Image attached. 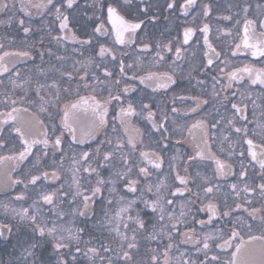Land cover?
I'll use <instances>...</instances> for the list:
<instances>
[{
	"label": "flooded vegetation",
	"instance_id": "flooded-vegetation-1",
	"mask_svg": "<svg viewBox=\"0 0 264 264\" xmlns=\"http://www.w3.org/2000/svg\"><path fill=\"white\" fill-rule=\"evenodd\" d=\"M168 2H172V0H144V2L131 0L130 5L124 4V0H76V5L72 9L65 7L63 11L69 16L70 27L77 36L82 39L86 38V34H90L101 22L96 17L103 19L107 30L104 35L94 37L90 46L81 45L72 39L64 40L60 44L51 40L47 34L49 29H51L52 35H64V33H59L52 5L39 11L33 8L31 16H27L24 12L19 11L20 0H8L9 8L0 10V19L6 20L15 14L18 19L25 21V26L30 25L33 29V32L25 36L17 20H13L11 25L0 24V45H3L0 48V56L6 52L11 54L18 51H31L29 57L19 59L12 56L5 57L3 63L7 66L8 71L0 72V112L10 111L13 107L21 112L28 109V112L24 113L26 120H31L34 123L43 121L44 127L37 124L34 129L37 137L41 139L43 138L41 134L44 131H47L49 137H52L53 125L56 126L57 135L63 130L61 147L59 149L50 148L46 157L41 151L43 145L38 144L33 147L32 153L23 161L15 159L0 161V173H2L0 177H9V183L0 182L2 185L0 186V222L13 224V233L8 240L0 239V262H6L10 255L13 258L17 256L19 254L17 241L23 242L25 236L29 234V229L25 226H19L20 231L17 232L18 226L11 219L10 214L5 211L3 205L7 204L9 208L17 209L30 207L41 192H56L57 190L59 192L55 201L56 209L41 203L42 212L51 220L56 219L57 210L66 213L60 218L59 223L71 228L73 232L77 228L83 229V232L80 233L79 243L82 252L95 247L101 256H111L113 264H122L124 260L121 245H123V250L129 251L131 255L127 264H165V251L168 253L167 264H181L182 260H194L199 264L201 260H204L205 254L197 252V244L185 241L183 234L189 230H194L192 234L199 236L201 240L205 234H211L215 242L210 241L209 261L212 256H217L219 257L218 264H228L231 253L235 251L234 245L240 243V238L247 242L249 235L259 236L262 234L258 217L264 214V198L261 197L257 186L264 183V180L261 179L264 173L261 172L259 164L248 155L246 140L254 141L257 146L254 150L257 151L259 157L258 146L264 143V85L251 84L245 74L243 80L232 81L231 87L226 91L224 86L228 84L226 73L236 68L246 65L256 69L264 67V58L253 57L251 51L244 49L243 46L240 50L235 48L237 43H241L243 37L245 14L241 10L242 6L245 3L250 5L248 18L257 22L254 30L250 28V35H253L254 39L259 38L261 31L259 21L264 19V14L256 6L264 5V0H197V4L190 8L188 13L180 10V5L184 0H175L173 9L167 8ZM13 3L15 7H12ZM55 3H60V0H55ZM109 3L129 21L134 20L135 17L145 20L142 28L137 30V36L133 43L121 45L116 41L111 22L107 20V5ZM203 4H209L211 8L207 17L202 14ZM101 5L103 11H101ZM149 5L148 17L150 18L153 14L157 17L152 22H148V19L140 11ZM85 13L92 19H87ZM228 16H231V19L225 18ZM204 24L209 25V43L220 53L218 57H215L214 64L206 70L202 68L207 59L203 53L208 49L200 31ZM185 27L196 29L187 45L182 44ZM41 37H43L42 44L40 43ZM169 41H171L172 51H162L161 55L164 59L158 60L156 43L167 44ZM33 42H36V46L29 49L28 45ZM142 42H148L152 46L144 51L141 47ZM101 44L112 49L116 56L115 61L108 54L103 58L100 57L99 47ZM177 46H181L183 49L179 59L175 53ZM49 48L52 52L51 55L48 54ZM40 51L45 52L43 58L38 54ZM234 52L235 54H233ZM58 56L64 57V59L58 60ZM89 58L91 63L88 62ZM120 60H123L125 64L126 75L120 72ZM127 65H132V67H127ZM104 67L113 73L112 77L104 76ZM40 69L44 70L43 73ZM54 69H60V71ZM17 72H19V76H17ZM63 72H71L72 75L70 77L62 75ZM85 72H87V76H85ZM148 72H171L176 77V83L169 88H159L154 91L146 84H141L139 79H133L134 76H144ZM93 74L98 79H93ZM116 80L120 81L119 85L115 83ZM198 80L204 81V83L197 84ZM214 83L219 96L213 95ZM125 84H131L134 88L121 97L123 105L117 101L109 103L105 126L94 133V138L86 135L89 123L93 118L91 110L85 114L83 107L72 110L70 105L76 103L81 96H95L103 103L108 99L109 93L112 95L121 93ZM40 85L44 87L39 89L38 95L37 89ZM85 85L88 86L85 87ZM233 93L236 94L235 97H233ZM57 95L59 99H57ZM179 96H199L207 103L202 104L197 112H189L187 109L194 107V102L191 99L183 102L176 99L174 103V97ZM13 100L16 101L15 104L11 103ZM128 101L134 103L137 112H140L141 101L150 104L151 110L156 113L155 122L157 125L162 122L167 128V132H164L163 129L153 128V122L146 118V112L131 117L130 130L125 132L124 126L120 125L119 120L113 118L116 117L121 106H127ZM233 103L244 108L246 119H243L238 113L234 114ZM66 106L69 110V121L76 129L75 140L73 134L64 129L61 122ZM173 107L180 111L173 113L171 111ZM164 115L168 117L166 120L162 119ZM2 119L3 117L0 116V120ZM229 119H233V124H228ZM197 120L206 121L203 129L191 128ZM11 124L12 122L9 121L8 124L0 126L2 127L0 138L4 140V144L0 146V156H14L21 150L18 134L11 131ZM212 124H216V127H211ZM235 127L246 128L247 136L243 132L236 133ZM114 128L115 131H113ZM136 128L140 130L139 135L134 133ZM129 135L135 136V150L127 143ZM108 139L112 141L111 146L101 143ZM118 139L124 144L122 151L129 155L132 162L133 171L128 180L138 181V191L130 192L124 186V180H117L115 185L117 192L110 194L106 187L102 194L97 195L92 201L88 216L82 217L73 214V208L82 207L81 197H77L73 201L72 193L76 191L74 179L79 181L81 190L88 195H91L90 188L96 186L97 180L95 174L89 175L83 171V168L88 166L87 164L83 162L74 164L73 161L79 160L81 154L88 151L92 167H97L96 161L102 157L95 156L96 148L99 146L101 153L113 151ZM200 150L204 151L205 159L197 158L195 162L188 160L189 156H195L196 152ZM153 151L163 157L160 169H155L140 156V152H148L149 159H155L152 156ZM230 152L233 155L229 156ZM241 152H243V156L240 155ZM211 154L231 163L233 165L232 172L225 176L216 175L215 162L208 158ZM38 155L41 159L37 164ZM140 167L148 168L150 175L147 178L139 173ZM186 167L187 172H185ZM77 168L80 171H76ZM53 170L58 173L59 179L44 180L41 178L35 186L28 183L31 175H38L43 171L51 173ZM123 170L124 165L117 155L109 165L100 168L99 172L100 176L107 181L110 176L112 179H116L114 173ZM242 170H246V179L244 180H241L239 175ZM197 172L200 173V176L196 175ZM177 174L186 176V178L190 177L186 188L176 179ZM205 177L210 181V185L204 182ZM161 180L164 181L161 192L158 194L161 203L165 199L174 202L170 206L165 204L166 213L173 212L182 221L177 224V230L171 229V225L175 221H170L167 214H165L164 221L160 222L158 220L159 213H153L151 209L145 208L143 203L137 200L136 209L140 210V218L145 221V228L139 229L136 224L127 219L123 223L114 222L119 223L120 232L128 237L127 241H121L120 237L110 230L112 225L103 222L104 213L107 212L110 217L113 216L122 206L119 202L120 196H123L125 201L136 199L140 195V191L149 184L153 186V192L145 193V198L155 199L157 196L155 185ZM12 181H23V183H11ZM9 184L11 186H7ZM26 184L27 187H25ZM232 184H237L240 197H236L235 192L231 189ZM244 184L256 188V191L245 194L242 191ZM208 186H213L214 189L218 187L219 191L214 190L212 194L206 196L204 189ZM176 188H180L181 192L172 195L171 193L175 192ZM186 189H190V191ZM21 193H24L25 198L17 200L16 197ZM65 193L68 195H64ZM109 199L112 200L111 204L107 203ZM225 201H227V206ZM210 202L216 204L218 212L212 221L208 222L209 212L206 206ZM236 203H241L243 207L235 208ZM252 208L262 209L256 214V218L250 215ZM228 209H231L230 215L223 216V212ZM181 211L186 214L184 217H181ZM130 214L136 215L135 211ZM199 221H205V223L201 224ZM124 224H128L129 227L125 228ZM162 224L163 231H161ZM249 224L251 231L246 226ZM233 228L240 234L232 241L233 246L217 248L215 245L223 242L221 237L228 239ZM134 231L135 241L132 240ZM169 231L172 233L171 240L168 237ZM150 235H155L156 238L150 239ZM128 243H134L136 247L128 249ZM168 243L175 246L167 249ZM76 246V243L72 242V251H75ZM104 247H109L112 251L105 253ZM51 253V243H46L43 249L38 250V255H42L46 262L54 264L55 256ZM153 256L157 257L156 261L152 260ZM117 257L120 258L119 261H117ZM209 261H205V264H209ZM77 262L78 264H92L89 258L82 254H77ZM95 264H101L99 257L96 258ZM104 264H107V260ZM212 264H217V262L213 261Z\"/></svg>",
	"mask_w": 264,
	"mask_h": 264
},
{
	"label": "snow or ice",
	"instance_id": "snow-or-ice-1",
	"mask_svg": "<svg viewBox=\"0 0 264 264\" xmlns=\"http://www.w3.org/2000/svg\"><path fill=\"white\" fill-rule=\"evenodd\" d=\"M144 2V0H142ZM21 6L19 8V11L24 12L25 15L31 16V9H37L43 10L47 9L49 5L53 6L54 12V18L55 21L58 22L59 26V33H64V35H52L51 29L48 30V35L51 37V40L55 41L57 44H60L64 40L72 39L73 41H78L81 45H87L90 46L93 42V38L97 37L99 35H104L107 31L104 25V21L100 17H96V19H100V23L95 26L93 31L90 34H86V38H81L76 35V33L72 30L70 27V18L67 14H65V11L63 9L66 7L67 9H72L74 5H76V0H60V3H55V0H36V2H33V0H20ZM131 0H124V4L130 5ZM197 4V0H184V2L180 5V10L184 13H188L189 9L192 8L194 5ZM12 7H15V4L13 3ZM175 7V0H172V2L167 3L168 9H173ZM231 7V5H230ZM258 9L261 10L262 14H264V5H257ZM9 8L8 0H0V10H7ZM250 5L245 3L241 10L245 14L244 19V29H243V37L241 39V43H237L235 45L236 50H240L243 46L244 49L250 50L251 55L253 57H261L264 58V19H261L259 21V27L261 29L259 33V38H255L253 35H250V28L253 30L256 26V21L248 18ZM101 11H103V6L101 5ZM144 17L148 19V22L155 21L157 19L156 15L153 14L150 18L148 17V13L150 11V5L144 7L140 10ZM211 11L209 4H203L202 5V14L203 16L207 17L209 15V12ZM85 16L87 19L91 20L92 17H88L87 13H85ZM226 19H231V16L225 17ZM13 20H17L19 25L22 27L23 33L25 36H27L30 32H33L32 27L25 26V21L23 19H18L15 14L12 16H9L6 20L0 19V24H6L11 25L13 23ZM107 20L111 22L112 30L115 32V39L116 41L123 45L126 43H133L135 41V38L137 36V30L142 28V25H144L145 20L140 19L139 17H135L134 20L129 21L125 18V16L121 15L120 12L116 7H114L111 3L107 5ZM239 23V21H237ZM196 29L191 27H185L183 31V40L182 44L187 45L189 41L192 39ZM204 36V44L207 47V51L203 53L204 57H206V63L203 64V69H208L210 66L214 64L215 57H218L220 55L219 52L213 48V46L209 43L208 40V33H209V25L204 24L203 27L200 29ZM43 37H41L40 43L42 44ZM27 43V42H25ZM36 46V42H33L31 45H28V48H34ZM152 45L148 42H142L141 47L142 50L147 51ZM3 45H0V48H2ZM156 48L158 49L156 56L158 60H163L164 57L161 55L162 51L171 52L172 46L171 41H169L167 44H161L160 42L156 43ZM183 49L181 46L175 47V53L177 59H179L180 54L182 53ZM41 58L45 55L44 51H40L38 53ZM48 54L51 55V49H48ZM82 54V53H81ZM106 54L111 55L112 59L115 61L116 56L112 52L111 48L106 47L105 45L101 44L99 47V55L100 57H104ZM235 54V52L233 53ZM31 55L30 50L26 51H18L16 53H4L3 56H0V72H7L8 68L3 63L5 57L12 56L16 59L29 57ZM58 60L64 59V57L58 56ZM89 63H91V59L89 58ZM80 63V62H77ZM97 67H100V65H97ZM127 67H132V65H127ZM119 69L122 74H125V64L123 60L119 61ZM55 71H60V69H54ZM41 73H43V69H40ZM223 71V70H221ZM103 73L105 77H112L113 73L108 70L107 67H104ZM245 74H247L251 84L255 85L257 83L264 85V67L256 69L255 67L251 66H244L242 68H236L235 70L226 73L228 77V84L224 86V90L226 91L228 88L231 87L232 81L234 80H243ZM62 75L71 76V72H63ZM87 72H85V76H87ZM17 76H19V72H17ZM83 78V77H82ZM93 79H98L95 77V74H93ZM133 79H139L141 84H146L148 87L153 88L155 91L159 88H169L171 85L176 83V77L171 72H163V73H157V72H148L144 76L136 77L134 76ZM215 80V78H213ZM15 83V82H13ZM55 84V82H53ZM115 83L119 85L120 81L116 80ZM204 81H197V84L202 85ZM88 85H85L87 87ZM43 85H40L37 89V94L39 95V89L43 88ZM134 86L131 84H125L123 87V91L117 95H112L109 93V97L107 100L101 101L97 100L95 96H88L79 97V100L76 103H73L70 105V108L72 110L79 109L81 107L84 108L85 114L89 110H91L92 113V120L89 123L88 131L85 133L86 135L92 136L94 138V133L105 126L107 123L106 116L108 112V104L112 101H117L123 105V101L121 97L123 94L131 92L133 90ZM216 85L213 84V95L219 96V93L215 90ZM233 97H235V93L232 94ZM43 99V97H41ZM57 99H59V96L57 95ZM179 99L182 102L188 99H191L194 102V107H190L187 109L189 112H197V110L201 107L202 104L207 103L206 100H202L199 96H179L174 97L173 102L175 103V100ZM227 99V97H225ZM91 101V103H90ZM12 104H15L16 101H12ZM255 103V101H253ZM246 107V106H245ZM232 109L234 110V114L238 113L243 119H246L247 117L244 115V108H241L238 106V104L233 103ZM46 110V109H45ZM173 113L179 112L180 110L176 107H173L171 109ZM28 109H24L23 112H21L19 109L13 107L10 111L7 112H0V116L3 117L2 120H0V126L8 124L9 121L12 122L11 124V131L18 134V139L21 144V150L16 153L14 156L4 157L0 156V161H3L5 159H15L17 161H23L25 160L33 151V147L35 145H43L42 154L44 157L48 155L49 149H59L62 144V137H63V130L60 131V134H56V126L53 125V132L52 137H49L48 132L44 131L41 135L43 138H38L35 134L34 129L36 128V125L39 124L41 127H44L43 121L33 122L31 120H26L24 118V113H27ZM147 113V119L149 121H152V127L160 130L163 129L164 132H167V128L164 126V124L161 122L159 125L155 122L156 113L151 110V105L148 103H144L143 101L140 102V112H137L136 107L134 106V103L132 101L127 102V106H121L119 109V112L117 113L116 117L113 119H118L120 122V125L124 126L125 132H129L131 127V117L141 115L142 113ZM168 117L167 115H164L162 117L163 120H166ZM62 125L64 129H67L70 133L73 134V139H76L75 132L76 129L73 127V124L69 121V110L68 106L65 107V111L62 118ZM206 121L204 120H197L194 124H192L191 128H201L203 129L205 126ZM228 124H233V119L228 120ZM211 127L215 128L216 124H212ZM0 131H2V127H0ZM115 131V128L113 129ZM191 131V129H190ZM236 133L243 132L245 136H247V129L246 128H240L235 127ZM135 135L140 134V130L138 128L134 129ZM205 135L207 133L205 132ZM163 138V137H162ZM227 139V137H226ZM102 144L107 143L109 146L112 145V141L110 139L106 141H102ZM127 143L131 146L133 150L136 148V142H135V136L129 135ZM246 143L248 145V155L251 156L252 160L256 161L259 164L260 170L262 173H264V143L260 144L258 147L260 149L259 157L257 151L254 150L255 147H257L254 144V141L252 139H247ZM4 144V140L0 138V146ZM124 147V144L119 139L117 140L114 150L113 151H106L101 153V149L98 146L95 150V156L96 157H102V159H97V167H92V162L89 160L90 152L84 151L79 160H74V164H80L83 162L84 164H87V167L83 168V171L88 173L89 175L95 174L97 176L96 180V186L90 188L91 195L86 194L85 191L81 190V186L79 181L74 179V187L76 188V191L72 193L73 201L77 197H81V204L82 207H77L72 209L73 214H78L79 216L86 217L89 215L90 211V205L94 198L97 195H101L103 190L107 187L108 192L110 194L116 193L117 189L115 187L117 180H124L125 181V187L132 193H136L138 191L137 180H128V177L131 175L133 168H132V162L129 159V155L125 154L122 149ZM210 151V149H209ZM119 156L121 159L122 164L124 165L123 171L115 172L114 175L116 179H112L111 176L106 181L103 177L100 176L99 169L103 168L107 165H109L110 161L115 157ZM233 155V153H229V156ZM243 156V152L240 154ZM140 156L143 158V160H146L148 164L153 165L155 169L161 168V162L163 157L160 156L158 152L153 151L152 156L155 157V159H149V153L148 152H140ZM197 158H200L201 160L205 159V153L203 150L197 151L195 156H189L188 160L195 162ZM208 158L214 160L215 162V174L218 176H225L232 172L233 165L229 163L227 160H222L218 157H216L214 154H211ZM41 157L37 156V164L40 162ZM174 159V158H173ZM76 171H80L79 168L76 169ZM185 172H187V167L185 168ZM139 173L143 175V177L147 178L150 173L147 167H140ZM2 174V173H0ZM197 176H200V173H196ZM240 179L244 180L246 179V170H242L240 172ZM43 178L44 180H48L51 178L52 180L59 179L58 173L53 170L51 173L48 171H43L38 175H31V178L29 180V184L35 186L40 180ZM176 179L180 182L181 185H184L185 188L188 184L189 178H186V176H181L179 174L176 175ZM261 179L264 180V175L261 176ZM204 182L206 184L210 185V181L205 177ZM11 183H23V181H12ZM164 181L161 180L160 183L155 185L157 196L155 199H147L145 198V193H152L153 192V186L147 185L144 190L140 191V195L133 200H127L125 201V198L123 196L119 197V202L121 203V207L116 211L113 216H109L107 212L104 213L103 216V222L107 225H112L111 231H114L117 236L120 237L121 241H127L128 237L121 233L119 230V223L114 222H120L123 223L125 219L132 221L134 224H136L139 229L145 228V221L140 218V210L136 209V203L137 200H139L141 203H143L145 208L151 209L153 213H159L158 220L160 222H163L165 219V214H167L168 219L170 221H175L171 225V229L173 231L177 230V224L181 223L182 221L175 216L173 212H167L165 209L166 205H172L174 202L172 200L165 199L163 203H161L159 198V193L161 192L162 185ZM108 185H111V187H108ZM2 186V185H0ZM7 186H11L10 184ZM28 185L26 184L25 187ZM63 187V186H61ZM231 189L233 192H235L236 197H240V191H237V184H232ZM260 191V195L262 198H264V183H261L257 186ZM189 190L190 189H186ZM215 191H219L218 187L214 189L213 186H208L204 189L205 195L212 194ZM242 191L247 193H253L256 191V188L244 184V187ZM56 192H41L36 200L33 201L32 205L30 207H22V208H9L7 204L3 205L6 212H8L11 216V219L15 221L17 227V232L20 231L19 226H25L29 229V234L25 236L23 242L17 241V246L19 247V254L15 256L14 258L10 255L9 259L6 262H0V264H51V262H46L42 255H38V250L43 249L44 245L46 243H51L52 247V253L51 255L55 256L54 264H78L77 262V254H82L89 258V260L92 262V264H95V260L97 257H99V260L101 261V264H104L105 260H107V264H113V259L111 256H101L99 253V250L95 247L88 248L87 251H83L79 247L80 243V233L83 232L82 228H77L75 232L72 231L71 228H67L63 226L61 223H59V220L61 217L65 216L66 213L63 211H56V219L51 220L46 216L42 210H41V203L45 205H49L52 207V209H56ZM181 192L180 188H176L175 192L171 193L172 195H175L176 193ZM64 195H68L65 193ZM24 193L19 194L16 199L22 200L24 199ZM108 204L112 203V200L109 199L107 201ZM225 204L227 206V201H225ZM207 210L209 212V220L208 222H211L213 217L217 215L218 209L216 204L209 203L207 206ZM243 205L241 203H236L235 208H241ZM183 208V205H182ZM135 211L136 215L133 216L130 213ZM262 209H256L252 208L250 210V215L253 218H256V214L258 212H261ZM231 212V209L225 210L223 212V216H229ZM181 217H184L186 214L181 211ZM260 224V231L261 235L255 236V235H249L248 241L245 242L243 238H240V243H236L234 245L235 251L231 253V258L228 260V264H264V214H261L258 217ZM100 223L99 221L97 222ZM199 223L204 224L205 221H199ZM251 231V225H246ZM125 228H128V224H124ZM163 224L161 226V231H163ZM194 230H189L188 232L184 233L185 241H191L192 243L197 244V252H203L204 260H201L199 264H205V261H209L208 252L210 250V241L214 243V238L211 234H205L203 239L199 236H194L193 233ZM13 233V224L11 223H3L0 222V239L7 241L9 236H11ZM239 232L233 228L231 230V234L229 235L228 239H222L221 244H216L215 246L217 248L220 247H232V241L235 240L237 237H239ZM169 240L172 239V233L171 231L168 232ZM50 238V239H49ZM155 235H150V239H155ZM136 235L135 231L132 236V240L135 241ZM259 242L258 246H253V242ZM72 242L76 243L75 251H72L71 244ZM202 244V246H200ZM175 245L172 243H168L167 249L173 248ZM136 245L134 243H128L127 248L128 249H134ZM67 250V251H62ZM103 251L105 253H108L112 251L109 247H104ZM121 251L123 252V262L122 264H127V262L131 259V255L129 251L123 250V245H121ZM165 264H167V257L168 253L165 251ZM68 257V258H66ZM120 258L117 257V261H119ZM153 261L157 260L156 256L152 257ZM215 261L219 262V257L212 256L211 261H209V264H212V262ZM181 264H197L194 260H182Z\"/></svg>",
	"mask_w": 264,
	"mask_h": 264
},
{
	"label": "water",
	"instance_id": "water-1",
	"mask_svg": "<svg viewBox=\"0 0 264 264\" xmlns=\"http://www.w3.org/2000/svg\"><path fill=\"white\" fill-rule=\"evenodd\" d=\"M9 178V177H8ZM8 178H1L0 177V182H5V183H9V179ZM259 242H253V246H258Z\"/></svg>",
	"mask_w": 264,
	"mask_h": 264
}]
</instances>
